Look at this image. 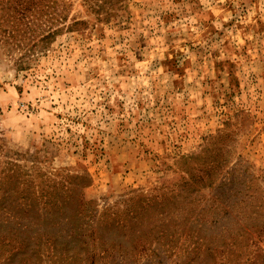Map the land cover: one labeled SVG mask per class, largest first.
Instances as JSON below:
<instances>
[{
	"label": "rangeland",
	"instance_id": "rangeland-1",
	"mask_svg": "<svg viewBox=\"0 0 264 264\" xmlns=\"http://www.w3.org/2000/svg\"><path fill=\"white\" fill-rule=\"evenodd\" d=\"M6 194L88 234L76 261L43 237L36 264H185L194 218L243 230L217 264H264V0H0ZM163 221L175 245L130 246Z\"/></svg>",
	"mask_w": 264,
	"mask_h": 264
},
{
	"label": "trees",
	"instance_id": "trees-1",
	"mask_svg": "<svg viewBox=\"0 0 264 264\" xmlns=\"http://www.w3.org/2000/svg\"><path fill=\"white\" fill-rule=\"evenodd\" d=\"M18 5L21 6V4ZM50 35L51 33L48 34V37ZM29 197L30 196L23 195L21 196L22 201L15 204L10 201V196L7 194L3 195L0 200V264H36L37 261L40 262L43 237L50 240V243L53 245V250L48 254V257L53 256L61 260L62 258H70L76 261L77 254L78 257H80L85 250L84 246L86 247L88 243V234L84 233V226L80 224L77 216H73L70 212L67 213L66 209H59L50 212V216H46V218L43 219L32 204L23 202L24 199L26 201V198ZM167 203L168 201L166 200L161 202V207L163 208L162 212L166 211L164 207ZM255 208L250 214H246V217H248L250 223H252L248 225L250 229L259 227L257 223L258 218L254 216L258 213V210ZM228 213L229 211L225 210L224 214ZM166 216H169V221L172 220L171 212ZM143 217L144 215H142V213H136L134 210L124 218L127 222L130 219H141ZM187 220L188 218L186 221ZM192 222L193 223L188 227L189 233L187 234V239H190V244L186 247L187 259L185 264H217L219 255L224 254L223 247H237L239 245V237L241 231L243 232L242 229L236 231L228 229L221 235V239H217V236L207 237L201 234L202 227L198 224V218H194ZM213 222H216V220H213ZM123 226H125V223H117V226L114 223L111 227H116L117 230H121ZM172 227L173 228H170V225H167L166 221L152 228V231L155 229L154 232L144 229L137 233L133 227H130L129 231H135V233L132 234L131 232L128 233L132 236V245L130 246H132L133 249H137L139 246L142 248V246L147 245L149 236L154 235V240L160 237H168L166 240H169L168 243L170 247H172L176 244L177 236L180 237V232L184 229L182 226L179 227L177 222L174 223ZM196 231L198 232L197 234ZM260 232L262 233L263 231ZM122 235H125V232H123L121 236ZM109 240L107 241L106 238L107 242H109ZM114 240L111 242L112 246L118 245L116 247L120 249L124 248V251L129 249L130 246H125L120 240L114 243ZM106 241L104 240V243H106ZM109 244L110 242L106 244V247ZM204 246H206L208 253L204 258L200 259V254L203 252ZM247 263L248 262H244V264ZM220 264H225V262L223 261Z\"/></svg>",
	"mask_w": 264,
	"mask_h": 264
}]
</instances>
